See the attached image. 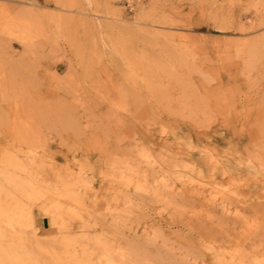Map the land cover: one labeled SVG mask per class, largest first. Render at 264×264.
<instances>
[{
	"label": "rangeland",
	"instance_id": "1",
	"mask_svg": "<svg viewBox=\"0 0 264 264\" xmlns=\"http://www.w3.org/2000/svg\"><path fill=\"white\" fill-rule=\"evenodd\" d=\"M0 209V264H264V0H0Z\"/></svg>",
	"mask_w": 264,
	"mask_h": 264
},
{
	"label": "bare ground",
	"instance_id": "2",
	"mask_svg": "<svg viewBox=\"0 0 264 264\" xmlns=\"http://www.w3.org/2000/svg\"><path fill=\"white\" fill-rule=\"evenodd\" d=\"M14 205H15V204H14ZM8 206H9V205H8ZM3 207H4V206H2V208H3ZM5 207H6V205H5ZM12 207H15V206H12ZM3 209H4V208H3ZM0 210H1V209H0ZM0 212H1V211H0ZM4 212H6V210H5ZM12 212H13V211H12ZM6 213H10V212H6ZM1 214H2V213H0V215H1ZM11 214H12V213H11ZM13 214H14V213H13ZM8 215H9V214H8ZM1 217H3V216H1ZM1 217H0V218H1ZM8 217H9V216H8ZM12 218H14V216H13ZM2 219H3V218H2ZM10 220H11V219H10ZM14 220H15V219H14ZM0 221H1V220H0ZM3 221H5V217H4V219L2 220V222H3ZM8 221H9V220H8ZM5 222H7V221H5ZM5 222H4V223H5ZM10 222H11V221H9V223H10ZM17 223H18V222H17ZM4 225H5V224H4ZM10 225H11V224H10ZM13 225H14V223H13ZM13 225H12V226H13ZM16 225H17V224H16ZM8 228H11V227H8ZM16 228H18V227H16ZM1 229H3V228H1ZM9 230H10V229H9ZM10 231H11V230H10ZM10 231H9V232H10ZM1 233H2V232H1ZM11 233H12V232H11ZM7 234H8V233H6V235H7ZM1 235H2V234H1ZM3 235H5V234H3ZM0 241H1V240H0ZM8 241H9V240H6V241H5V243H4L5 247H9V246H6V242H8ZM1 242H4V241H1ZM1 242H0V243H1ZM9 242H11V240H10ZM9 242H8V243H9ZM2 244H3V243H2ZM2 244H1V245H2ZM9 244H10V243H9ZM9 244H8V245H9ZM10 246H11V245H10ZM12 246H13V245H12ZM3 247H4V246H3ZM10 248H11V247H10ZM3 249H6V248H3ZM9 250H10V249H9ZM3 251H4V250H2V252H3ZM6 251H7V249H6ZM0 252H1V251H0Z\"/></svg>",
	"mask_w": 264,
	"mask_h": 264
}]
</instances>
